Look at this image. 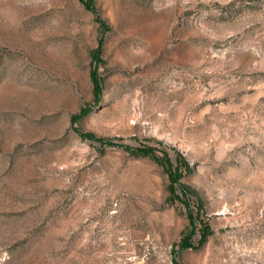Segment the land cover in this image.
<instances>
[{
    "label": "rangeland",
    "instance_id": "1",
    "mask_svg": "<svg viewBox=\"0 0 264 264\" xmlns=\"http://www.w3.org/2000/svg\"><path fill=\"white\" fill-rule=\"evenodd\" d=\"M0 264H264V0H0Z\"/></svg>",
    "mask_w": 264,
    "mask_h": 264
},
{
    "label": "trees",
    "instance_id": "2",
    "mask_svg": "<svg viewBox=\"0 0 264 264\" xmlns=\"http://www.w3.org/2000/svg\"><path fill=\"white\" fill-rule=\"evenodd\" d=\"M94 77H95V78H94ZM93 78H94L95 88L98 89V82H97L96 75H94ZM83 113H84V114L87 113V110L83 111ZM81 135H82L83 137L93 138V135H92V134H82V133H81ZM100 141H102V143H105V144H112V141H110V140H100ZM141 151H142L144 154H145V153H146V154H150V153L152 152V149L144 148V149H141ZM171 173H172V172H171ZM171 176L174 177L175 175L173 174V175H171ZM182 189H183L184 193H187V188L182 187Z\"/></svg>",
    "mask_w": 264,
    "mask_h": 264
}]
</instances>
